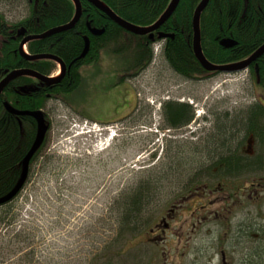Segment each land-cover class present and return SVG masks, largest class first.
Here are the masks:
<instances>
[{
  "label": "rangeland",
  "instance_id": "obj_1",
  "mask_svg": "<svg viewBox=\"0 0 264 264\" xmlns=\"http://www.w3.org/2000/svg\"><path fill=\"white\" fill-rule=\"evenodd\" d=\"M8 1L2 11L8 21L27 15L24 1ZM135 61L134 52L118 54L104 49L97 62L80 68V85L64 97L68 105L47 103L44 111L50 130L39 160L20 197L13 201V210L5 214L0 207V238L29 228L22 246L16 240L1 245L4 254L19 248L34 252L29 263L24 258L20 264H206L210 227L196 229L193 225L215 211L226 216L229 207L238 216L234 219L243 218L250 226L257 222L264 234V172L256 174L250 168L223 185L222 191L230 197L226 204H210L208 193L214 189V184L208 188L212 183L207 175L210 158H215L213 150L222 153L231 146L223 138L225 147L214 148L215 129L239 122L237 115L259 99V92H251L247 86V71L190 81L171 70L154 50L146 69L130 77L137 72ZM60 72L58 66L54 76L59 77ZM126 80L139 101L137 112L135 108L133 116L121 123L116 120L119 110L127 106ZM163 100L193 104L192 123L182 130L168 128L158 106ZM96 121L100 125L91 123ZM259 162L264 164V154ZM142 187L144 211L135 221L140 231L128 234L125 241L118 240L120 200ZM191 191L190 199L176 198ZM175 199L179 201L173 203L184 208L186 224L172 223L164 242L137 240V236L145 238L151 223ZM240 201L244 206L236 209ZM192 212L194 218L189 215ZM13 213L16 219L8 225ZM250 234L245 240L247 251L262 249L264 244L255 230ZM200 254L206 256L204 260ZM240 255L230 257L232 264H244V255L241 260ZM17 258L6 257V264H17Z\"/></svg>",
  "mask_w": 264,
  "mask_h": 264
},
{
  "label": "trees",
  "instance_id": "obj_2",
  "mask_svg": "<svg viewBox=\"0 0 264 264\" xmlns=\"http://www.w3.org/2000/svg\"><path fill=\"white\" fill-rule=\"evenodd\" d=\"M25 1L28 8L27 15L19 22L8 21L0 10V82L14 70H33L46 77L53 76L58 70V64L54 61L31 62L22 58L18 48L23 37H20L19 34H24L25 37L38 35L52 28L64 26L70 22L75 6L71 0ZM100 1L110 7L124 21L140 27L152 25L170 2V0ZM200 1L181 0L174 15L160 28L162 33L174 35V39L165 42L166 63L178 76L187 80L193 78L191 77L192 73H198L203 78L211 77L209 73L199 68L193 53L192 16ZM5 2L9 1L1 2L0 0V6H3ZM82 5L83 15L74 29L44 40L31 41L27 46L28 53L32 56L51 54L62 60L66 66V72L60 81L51 87H46L33 77L24 76L13 81L0 96V199L7 196L18 185L23 172V161L37 135V122L33 118L11 115L6 111L5 104L19 111L34 112L43 111L46 108L48 95L53 101L64 102V97L80 85V68L97 62L104 49L118 54L134 52L136 58L134 66H136L137 72L153 61V49L158 42L157 37L150 39L149 36L139 37L126 33L87 1L82 0ZM88 23L93 29L104 30V33L100 36L93 35L87 29ZM200 30L202 50L211 62L222 65L249 57L256 48L264 44V0H211L202 13ZM224 39L230 40L232 48H223L220 45ZM87 41L89 42L88 53L84 58H81ZM259 64L257 72L252 74L264 86V58L259 61ZM237 116L236 120L239 122L228 126L223 124L219 126L222 128L221 136L216 139V143L213 145L214 148L218 146L222 150L221 145L224 146L225 143L223 138L229 139L231 146L226 147L227 150L224 152H220L221 158L219 157L218 161L228 170H234L232 173H235L237 167L241 166V163L239 165L236 162V154L231 150L232 144L237 139L240 130L247 129L243 121L244 115ZM161 117L168 128L182 130L194 120V110L187 103L167 101L162 104ZM45 118L48 121L46 114ZM236 126L239 128L237 129ZM43 147L44 145L32 158L28 177L31 168L37 164ZM215 150L213 151L215 152ZM207 172V175L210 176V167ZM198 176L196 174V177ZM20 194L14 201L18 200ZM144 196L145 190L142 187L120 200L122 207L119 209L118 227L120 233L117 236L118 240L125 241L128 234L140 231V227L136 225L135 221L144 211L146 198ZM12 204L13 201L1 207L6 211L5 214L13 210ZM16 215L13 213L12 220H7L8 225L14 222ZM152 219L148 222L145 221L143 227L148 226ZM28 229L26 226L13 235L7 233L0 238L3 241L0 243V264L7 263L6 257L10 259L14 256H18L17 264H20L24 258H27V263L32 260L33 251L24 252L22 248H19L4 254V246H1L2 244L6 245V242L10 245L13 240L21 245L28 240L25 236ZM13 231L15 230L11 232Z\"/></svg>",
  "mask_w": 264,
  "mask_h": 264
},
{
  "label": "flooded vegetation",
  "instance_id": "obj_3",
  "mask_svg": "<svg viewBox=\"0 0 264 264\" xmlns=\"http://www.w3.org/2000/svg\"><path fill=\"white\" fill-rule=\"evenodd\" d=\"M257 68L258 66H251V69L249 67L250 71L247 69L245 70L248 75V80L245 81H247V86L251 92H259V99L252 100V102L244 108V111L238 114L241 115V117L244 115L243 121L245 124L248 123L249 125H252L253 128L245 129V131L242 130L245 132V136H238L234 144H232L231 149L232 152L236 154V162L239 163V165L241 163V166L237 167L238 169L235 170V173H232L234 170H228L226 167L219 164L220 161H218V159L220 157V152H214L213 156L215 158H210L209 162V167L211 169L209 180L212 184H210L208 188L212 187L214 184V189H210L208 192L211 199L210 204H226L228 198L230 197H228L229 195L225 194L226 192L224 193L221 188L223 185L227 186L229 180L241 177V175L246 173L250 168L253 172L255 171L256 174L264 172V164L259 162L260 157L264 154V86L253 77L252 70L257 72ZM137 74L138 72L131 74L130 77H135ZM51 77H54V75ZM214 134L216 135V129ZM251 146H254V150L251 149ZM193 194L194 191L182 192L177 195L176 198L179 200L190 199ZM244 198L245 197H240V199ZM179 200L175 199V201L168 203L169 206L163 208L162 214L149 226V230L145 234V238L141 235L139 237L137 236L136 239L139 240L143 238L157 244L160 240L164 242V236H167L166 234L172 230V223L175 222L177 225L184 226L187 221V218L184 216L185 213L183 212L184 208L182 205H175L176 203H173ZM243 206V202H237L236 209L239 207L242 208ZM229 209L232 208H228L226 216H223L220 212L215 211L212 212L206 219L202 220L206 223L199 220L198 225H193V228L196 229L199 225L204 227L208 224L210 227V255H208V262L206 264H232L230 257H233L234 253L241 254L240 260L244 255V264H264V247L257 251H247L245 247V240H248L249 236H251L250 233L253 230H255L256 236H258V241H261V243L264 244L263 228L260 227V224H257V222L255 223L256 225L250 226L243 218L234 219V217L238 216L234 215V212H230ZM189 215L194 218L193 212ZM256 244L258 246V243ZM198 255L199 254H196V256ZM200 256H203L202 260L206 257L202 254H200ZM150 258L152 259L154 256H151ZM197 260H199V257ZM150 262L152 263L153 260H150Z\"/></svg>",
  "mask_w": 264,
  "mask_h": 264
},
{
  "label": "water",
  "instance_id": "obj_4",
  "mask_svg": "<svg viewBox=\"0 0 264 264\" xmlns=\"http://www.w3.org/2000/svg\"><path fill=\"white\" fill-rule=\"evenodd\" d=\"M72 1L75 4V9H76V15L74 17L75 19H74L73 23H70V24L64 25V26H60L57 29H52L51 31H49L43 35H40V36H32V35L26 36L22 40L20 47H19V51H20L21 56L24 53L23 48L30 41L35 40V39H45V38L51 37L53 35L60 34L62 32L63 33L68 32L74 28L76 23L80 20L82 12H81L80 1L79 0H72ZM86 1L90 5H92L93 7L97 8L98 10H100L101 12L106 14L119 27L123 28L125 31H127L131 34H134L136 36H146L148 33L155 32L157 29H159L169 19L171 12L173 11V8L178 3V0H173L172 4L170 6L171 7L170 10L161 18V20L159 22H157L151 28H142V27H138L136 25L130 24V23L124 21L123 19L119 18L118 16L114 15L109 9H107L105 6H103L102 3H100L98 0H86ZM208 3H209V0H203V2H201V5L198 8L197 14L194 18L193 51H194L195 56L198 58V60L201 62L202 66L205 68V70L207 72L218 71L220 73L235 74V73H240L242 71H245L249 67L247 62L216 67L204 59L203 53H202V48H201L200 19H201L202 13L206 9ZM91 33L95 36H100L101 34H103V31H96L95 30V31H92ZM161 36H163V34H161L159 37L161 38ZM153 37H154V35L149 36L150 39H152ZM163 37H165V36H163ZM166 37H169V35ZM88 49H89V42L87 41L86 42V49H85L84 53L81 55V58H84L87 55ZM263 51H264V47L262 49H260L259 52L252 57V59H257V57H258L257 55L258 54L260 55ZM23 58H25L27 61H31V62L41 60V59H48V60L54 61L60 66L61 75L57 78H50V77L43 76L40 73L35 72L33 70H28V69L14 70L11 73H9L3 80H1V82H0V96L3 94L5 89L13 81L17 80L18 78L24 77V76L33 77L36 80H39L46 85H52V84L60 81V79L65 75V72H66L65 64L55 56H52V55H46V56L35 55V56H26V57L24 56ZM22 91H24V89H22ZM5 109L9 114L17 116V117H31V118H33L37 122V135H36L35 141L31 147L30 151L28 152V154L26 155V157L24 159L23 172H22V176H21V179H20L18 185L7 196L0 199V207L14 201L17 198V196L20 194V192L23 190V188L26 184V181H27V177H28V173H29V165L31 163V160L34 157V155L40 150L42 145L44 144V141L46 139L47 133L49 132V128H50L46 122V119L44 117V113L42 111H34V112L19 111V110L12 108L8 104H5Z\"/></svg>",
  "mask_w": 264,
  "mask_h": 264
},
{
  "label": "bare ground",
  "instance_id": "obj_5",
  "mask_svg": "<svg viewBox=\"0 0 264 264\" xmlns=\"http://www.w3.org/2000/svg\"><path fill=\"white\" fill-rule=\"evenodd\" d=\"M5 0H1V2H4ZM11 1H14V0H11ZM18 1V0H17ZM22 1H24V2H22V3H25L26 5H27V3H26V1L25 0H22ZM72 1V0H71ZM80 1V4H81V12H82V15H83V5H82V0H79ZM86 1V0H85ZM100 3H102L100 0H98ZM172 1L173 0H170V2L167 4V6L164 8V11H163V13L160 15V17L152 24V25H150V26H148V27H142V28H151L152 26H154L157 22H159L160 20H161V18L170 10V6H171V4H172ZM180 1L181 0H178V3L176 4V6L173 8V11L171 12V15H170V17H169V19L174 15V13L176 12V10H177V8H178V6H179V4H180ZM211 0H209V2H210ZM73 2V1H72ZM201 2H203V0H201L200 2H198L197 3V6L195 7V9H194V11H193V16H192V27L194 26V18H195V16H196V14H197V10H198V8L200 7V5H201ZM74 4V3H73ZM102 5L103 6H105L107 9H109L114 15H116V16H118L117 14H115L114 12H113V10L110 8V7H108L106 4H104V3H102ZM6 6H9V4L7 3V2H5L4 4H3V6L1 5L0 6V10L1 11H3V8L4 7H6ZM74 6H75V4H74ZM75 8V7H74ZM97 9V8H96ZM98 10V9H97ZM100 11V10H99ZM101 12V11H100ZM103 13V12H102ZM104 14V13H103ZM243 14V13H242ZM241 14V15H242ZM75 15H76V9H75V11H74V13L72 14V18L70 19V22L69 23H67L66 25H68V24H70V23H73V21H74V17H75ZM82 15H81V18H82ZM106 15V14H105ZM25 15H22V16H19V18H18V20L17 21H14V23H16V22H19V21H21V19L24 17ZM107 16V15H106ZM108 17V16H107ZM80 18V19H81ZM109 18V17H108ZM120 18V17H119ZM110 19V18H109ZM122 19V18H121ZM168 19V20H169ZM111 20V19H110ZM167 20V21H168ZM80 21V20H79ZM78 21V22H79ZM112 21V20H111ZM166 21V22H167ZM78 22L76 23V25L78 24ZM113 22V21H112ZM165 22V23H166ZM200 22H201V19H200ZM114 23V22H113ZM164 23V24H165ZM115 25H117L116 23H114ZM163 24V25H164ZM76 25L74 26V28L76 27ZM118 26V25H117ZM137 26V25H136ZM58 27H60V26H58ZM58 27H55V28H52V29H57ZM119 27V26H118ZM138 27H140V26H138ZM162 27V26H161ZM160 27V28H161ZM73 28V29H74ZM121 28V27H120ZM160 28L159 29H157L155 32H152V33H148L146 36H150V35H154V37H157L158 38V42L156 43V48H157V51H156V54H159V56H160V58L162 59V60H164V62L166 61L165 60V56H164V52H165V42L167 41V40H172V39H174V35H172V34H170L169 35V37H166V36H168V34H166V33H162L161 31H160ZM52 29H50V30H48V31H46V32H44V33H42V34H38V35H32V36H40V35H43V34H45V33H47V32H49V31H51ZM87 29H88V31L89 32H92V31H95L96 29H93V27L88 23L87 24ZM124 32H126V33H129V32H127V31H125L123 28H121ZM96 31H99V30H96ZM100 31H103V33H104V30H100ZM63 33V32H62ZM61 34V33H60ZM129 34H131V33H129ZM161 34H163V36H165V37H163V36H161V38L159 37ZM57 35V34H56ZM131 35H134V34H131ZM19 36L20 37H23V39L25 38V36H24V34H19ZM54 36V35H53ZM134 36H136V35H134ZM139 37H145V36H139ZM153 37V38H154ZM200 38H201V40H202V35H201V30H200ZM22 39V40H23ZM46 39V38H45ZM22 40H21V42H22ZM36 41L37 40H44V39H35ZM35 40H32V41H35ZM193 40H194V30H193ZM21 42H20V44H21ZM31 42V41H30ZM29 42V43H30ZM29 43H27L26 44V46L23 48V54H22V56H21V54H20V51H19V48H18V52H19V55L23 58L24 56L26 57V56H32V55H30L29 53H28V50H27V46H28V44ZM20 44H19V47H20ZM223 48H226V47H229V48H232V44H230V40L229 39H224L222 42H221V44H220ZM264 47V44H262L261 46H259L258 48H256L255 50H254V52H252V54H250L249 55V57H246V58H244V59H242V60H238V61H234L233 63H225V64H222V65H219V64H217V63H214V62H211L210 60H209V57L208 56H206V54H205V52L202 50V53H203V57H204V59L206 60V61H208L210 64H212V65H214V66H216V67H221V66H227V65H231V64H239V63H243V62H247L248 63V66L250 67V69H251V66H260V64H259V61L261 60L262 61V58H264V51L259 55H257L258 57H257V59H252V57L254 56V55H256L258 52H259V50L260 49H262ZM201 48H202V45H201ZM193 53H194V51H193ZM24 55V56H23ZM38 55H40V56H46V55H51V54H38ZM100 55H101V53H100ZM52 56H54V55H52ZM55 57H57V56H55ZM194 57H195V59H196V62L199 64V68H201V70H203L204 72H206V73H209L211 76L213 75V76H215V75H218V74H227V75H229V73H220V72H218V71H214V72H207L206 70H205V68L202 66V64H201V62L198 60V58L195 56V54H194ZM58 58V57H57ZM59 60H61L60 58H58ZM100 59V58H99ZM45 60H48V59H41V60H37V61H45ZM49 61H51V60H49ZM62 61V60H61ZM166 63V62H165ZM249 67L247 68V70L248 71H250V69H249ZM144 69H146V66H144V67H142L140 70H144ZM254 72V73H253ZM11 73V72H10ZM252 73L253 74H255V71H253L252 70ZM9 74V73H8ZM7 74V75H8ZM6 75V76H7ZM5 76V77H6ZM4 77V78H5ZM191 77H193L192 79H190V81H201V80H204L205 78H203V76H201L200 74H198V73H192V76ZM39 81V80H38ZM39 82H41V81H39ZM59 82V81H58ZM42 83V82H41ZM57 83V82H56ZM44 86H46V87H51L52 85H46V84H44V83H42ZM55 84V83H54ZM49 101H53V100H51L50 99V97H49V95H48V102ZM54 101H57V100H54ZM60 103H62V104H64V105H68L67 103H66V100H64V102H61V101H59ZM44 116H45V113H44ZM226 118H229V117H226ZM230 118H232V117H230ZM232 119H234V118H232ZM47 122V121H46ZM48 124V123H47ZM246 125V128L247 129H250V128H253V126L252 125H249L248 123H246L245 124ZM221 131H222V128H220L219 126H217V128H216V138H219L221 135H220V133H221ZM243 136H245V132H242V133H240V136L239 137H243ZM213 139V138H212ZM211 139V140H212ZM35 141V140H34ZM24 162V161H23ZM22 166H23V164H22ZM29 170H30V165H29Z\"/></svg>",
  "mask_w": 264,
  "mask_h": 264
},
{
  "label": "crops",
  "instance_id": "obj_6",
  "mask_svg": "<svg viewBox=\"0 0 264 264\" xmlns=\"http://www.w3.org/2000/svg\"><path fill=\"white\" fill-rule=\"evenodd\" d=\"M124 83L127 86V88L129 89V91L127 92V94L124 97V99H125L124 101L127 102V106L125 108H122L121 110H119V116H118L117 120L115 119L116 121L123 119L129 113H131L133 110H135V108H137L136 104H138V101H139V100H137V94L135 93V90L133 88H131L132 86L130 85V82L128 80H126V81H124ZM106 122H109V121H106ZM102 123H105V120Z\"/></svg>",
  "mask_w": 264,
  "mask_h": 264
}]
</instances>
